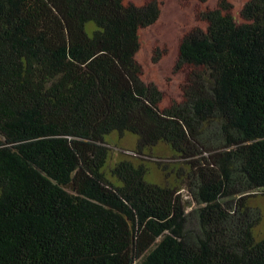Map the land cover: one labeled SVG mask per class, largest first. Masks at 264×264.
Returning <instances> with one entry per match:
<instances>
[{
    "label": "trees",
    "instance_id": "trees-1",
    "mask_svg": "<svg viewBox=\"0 0 264 264\" xmlns=\"http://www.w3.org/2000/svg\"><path fill=\"white\" fill-rule=\"evenodd\" d=\"M160 14L158 0H0V264H264L250 203L264 190V0L200 12L168 106L136 58ZM113 132L186 166L165 184L128 158L108 173Z\"/></svg>",
    "mask_w": 264,
    "mask_h": 264
},
{
    "label": "rangeland",
    "instance_id": "rangeland-1",
    "mask_svg": "<svg viewBox=\"0 0 264 264\" xmlns=\"http://www.w3.org/2000/svg\"><path fill=\"white\" fill-rule=\"evenodd\" d=\"M142 5L148 0H127ZM161 3V14L156 22L139 31L140 50L136 58L144 68L143 78L146 82L155 83L163 92L162 106H168L173 100L182 99L181 86L185 82L184 73L175 72L181 38L195 27H205L199 14L206 8H215L221 0H158ZM235 12L248 0H228ZM110 156L105 171L110 173L114 164L124 158L145 164L149 169L146 179L159 183H175V172L185 162L176 156L170 146L160 143L146 153L136 152V136L113 132L106 137ZM160 163V164H159ZM149 178V179H148ZM71 189V187H68ZM185 200H191L184 189ZM250 203L261 210L262 218L254 229L257 239H264V190H256L250 197Z\"/></svg>",
    "mask_w": 264,
    "mask_h": 264
},
{
    "label": "water",
    "instance_id": "water-1",
    "mask_svg": "<svg viewBox=\"0 0 264 264\" xmlns=\"http://www.w3.org/2000/svg\"><path fill=\"white\" fill-rule=\"evenodd\" d=\"M71 187H72V190H73V191L76 190V187H75V185H74L73 183L71 184Z\"/></svg>",
    "mask_w": 264,
    "mask_h": 264
}]
</instances>
